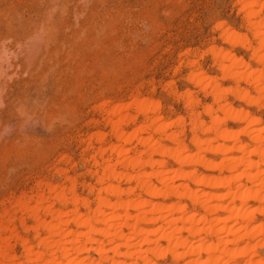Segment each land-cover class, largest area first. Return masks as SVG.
<instances>
[{"label":"rangeland","instance_id":"obj_1","mask_svg":"<svg viewBox=\"0 0 264 264\" xmlns=\"http://www.w3.org/2000/svg\"><path fill=\"white\" fill-rule=\"evenodd\" d=\"M239 9L238 0H0V237L8 239L4 245L0 242V249L9 244L8 252L22 262L23 248L9 239L10 234L36 245L29 230L35 222L15 205L18 199L32 208L37 207L36 197L48 198L47 205L52 200L54 209L61 208L48 190L55 186L56 191L68 193L74 181L79 198L93 203L90 186L95 188L98 171L93 161L102 160L96 150L115 143L99 108L103 103L108 107L131 104L135 99L159 103L157 116L163 121L181 118L168 132H183L188 153H194L189 142L192 111L183 94L189 92L199 102L198 113L215 99L208 90L205 93L189 82L188 74L197 72L216 79L221 88H234V82L223 78L216 67L212 51L230 52L248 64L249 71L261 68L251 58L257 43ZM220 25L246 37L250 48L226 42ZM190 63L195 64L194 69ZM239 86L255 97L253 84L241 81ZM220 101L264 125V100L254 105L225 95ZM129 106L122 113L136 117V124L142 122L144 113ZM201 115L207 123L209 118ZM132 123L122 125L125 132L135 128ZM224 128L239 131L242 127L226 121ZM98 131L105 134L103 141L91 138ZM248 141L241 138V142ZM135 145V141L128 145L129 156L137 151ZM204 156L217 162L221 158L209 153ZM165 161L168 169L178 168L169 159ZM182 169L198 175L220 173L201 167ZM118 184L134 187L135 183ZM155 201L170 205L175 199ZM182 202L191 213H201L188 201ZM40 208L41 220L48 222L51 216H44ZM62 208L68 211L71 207ZM79 212L87 213L88 208L79 207ZM252 217L264 221L259 213ZM160 222L157 226H163ZM42 232L40 229L41 238L45 236ZM157 243L166 246L163 240ZM89 256L98 258L93 253ZM156 262L170 264L171 257Z\"/></svg>","mask_w":264,"mask_h":264},{"label":"bare ground","instance_id":"obj_2","mask_svg":"<svg viewBox=\"0 0 264 264\" xmlns=\"http://www.w3.org/2000/svg\"><path fill=\"white\" fill-rule=\"evenodd\" d=\"M238 1L246 27L257 43L255 49L251 48V58L261 68L249 71L248 64L230 52L212 51L216 67L223 78L234 82V88H221L216 79L197 72L188 74L189 82L202 88L203 92L208 90L215 99L212 106H204L198 113L195 108L199 102L189 92L183 94L192 111L189 114L192 134L189 142L194 153H188L181 138L183 132H168L169 127L180 124L181 118L163 121L157 116L159 103L135 99L125 105L108 107V103L101 104L99 108L115 143L95 149L102 160L93 161L98 170L97 176L94 175L95 188L90 186L94 192L93 203L90 201L93 207L87 197L79 198L75 193L74 181L69 183L68 193L56 191L55 186L48 187L53 201L65 208L71 207L68 211L59 204L61 208L54 209L55 203L51 199L53 205L49 202L47 205L48 198L36 197L37 207L32 208L18 199L15 205L22 212H28L35 222L29 230L33 232L32 241L36 245L10 234L9 239L23 248V260L17 262L6 244V249H0V264H157V259L166 256L171 257L170 264H264V221L252 217L254 213L264 215V125L220 101L225 95L254 105L264 100V0ZM221 36L226 42L238 43L245 49L250 46L246 37L231 29L221 28ZM194 65L189 64L191 69ZM241 81L253 84L255 97L240 88ZM132 104L138 113H144V116L141 114L144 120L137 124L136 117L122 113L125 106ZM201 114L209 118L207 123L202 121ZM226 121H234L242 128L227 130L224 128ZM130 122L136 126L125 132L122 125L127 126ZM153 135L158 138L154 139ZM243 136L249 141L241 142ZM104 137L100 131L91 136L99 142ZM133 141L137 155L129 156L131 149L127 147ZM106 153L109 156L104 158ZM206 153L221 158L218 162L210 160L204 156ZM166 159L178 168L168 169ZM182 167L216 169L220 173L198 175L196 171H184ZM120 181L135 184L134 187H123L118 184ZM159 198H174L175 202L170 205L154 202ZM184 200L201 213L188 211L182 204ZM38 207L44 216H51L48 222L41 220ZM79 207L88 208V212L80 213ZM159 221L163 226H157ZM40 229L44 231L42 234L45 233L42 238ZM156 237L166 246H158ZM7 240L0 237L1 243ZM109 252L111 256H108ZM89 253L98 258L92 259ZM83 254L87 256L83 257ZM186 257L189 258L186 260Z\"/></svg>","mask_w":264,"mask_h":264}]
</instances>
